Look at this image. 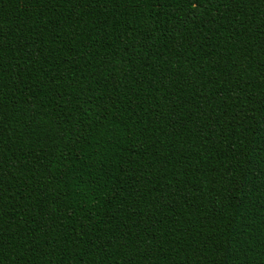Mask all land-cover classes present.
Masks as SVG:
<instances>
[{
  "label": "trees",
  "instance_id": "trees-1",
  "mask_svg": "<svg viewBox=\"0 0 264 264\" xmlns=\"http://www.w3.org/2000/svg\"><path fill=\"white\" fill-rule=\"evenodd\" d=\"M0 264H264V0H0Z\"/></svg>",
  "mask_w": 264,
  "mask_h": 264
}]
</instances>
